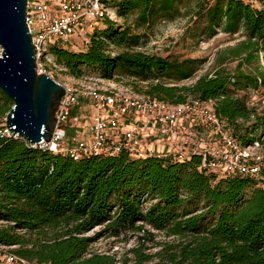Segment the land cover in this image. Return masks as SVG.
I'll list each match as a JSON object with an SVG mask.
<instances>
[{
	"label": "trees",
	"instance_id": "obj_1",
	"mask_svg": "<svg viewBox=\"0 0 264 264\" xmlns=\"http://www.w3.org/2000/svg\"><path fill=\"white\" fill-rule=\"evenodd\" d=\"M101 1L115 16L136 11L145 25L158 16L171 17L185 0ZM187 1L194 2L198 37L212 38L218 30L245 37L224 50L227 56L211 75L189 85L178 82L193 76L198 59L137 51L141 35L114 27L106 16L84 48L51 46L49 53L74 77L84 76L83 67L104 79L118 71L145 82L136 93L168 104L212 99L214 111L243 146L259 142L264 107L260 111L246 93L264 88V73L242 66L264 54V9L254 7V0ZM110 46L119 51L112 54ZM227 59L240 62L231 71L221 66ZM11 106L0 91V129ZM201 158L198 151L182 160L173 153L132 157L121 151L73 160L0 136V244L37 264H115L109 255H88L90 244L98 237L129 234L140 243L152 240L155 231L180 241L152 255L136 248L137 264L153 256L159 257L157 264H264V180L207 172L200 168ZM97 226L94 236L85 235Z\"/></svg>",
	"mask_w": 264,
	"mask_h": 264
},
{
	"label": "built area",
	"instance_id": "obj_2",
	"mask_svg": "<svg viewBox=\"0 0 264 264\" xmlns=\"http://www.w3.org/2000/svg\"><path fill=\"white\" fill-rule=\"evenodd\" d=\"M105 16L116 17L114 9L101 0H26L25 21L38 72L52 57L51 46L84 48ZM61 84L64 93L55 109L49 141L30 144L6 128L5 121L0 136L21 138L31 147L73 160L121 151L132 157L173 153L182 160L198 151L202 170L264 180V150L260 148L264 134L259 142L243 146L214 111L212 99L168 104L98 76L84 75ZM159 144L163 147L156 148ZM11 249L0 244V264H33Z\"/></svg>",
	"mask_w": 264,
	"mask_h": 264
},
{
	"label": "rangeland",
	"instance_id": "obj_3",
	"mask_svg": "<svg viewBox=\"0 0 264 264\" xmlns=\"http://www.w3.org/2000/svg\"><path fill=\"white\" fill-rule=\"evenodd\" d=\"M254 7L264 9V1L254 0ZM194 2L185 0L178 5L176 11L171 17H155L147 24L141 25L137 12H131L124 17L116 16L114 27L128 28L132 33L141 35L140 44L135 48L147 54L157 55L170 59L195 58L200 62L196 67V71L189 79L178 82L179 85H189L202 75H211L219 66V60L227 56L224 50L237 45L245 37L242 32L234 35H228L222 31L217 32L212 38H200L195 30L198 23L194 17ZM195 35V36H193ZM112 54L119 51L118 48L110 46ZM1 52V49H0ZM50 58V57H49ZM41 72L48 74L60 83H69L75 78L70 75L61 65L57 64L52 56L49 60H45ZM240 59H227L221 66L227 70H234ZM242 69L255 71L259 69L264 73V54L260 53L258 59L249 65L243 64ZM86 76H99V72L92 68L83 67V73ZM114 83L120 87L127 88L134 92L138 89L142 90L145 82H134L132 79L114 72ZM170 83V82H169ZM246 93V91H245ZM142 94V93H139ZM247 99L261 111L264 107V88L254 94L250 90L246 93ZM261 150H264V140L260 144ZM100 230V226L88 231L86 236H94ZM154 232V237L149 240L147 237L138 242L135 235L115 237H98L89 246L88 255L92 253L109 255L115 264H137V256L134 250L137 248L144 255H152L164 249V245L177 243L180 239L177 236H168L163 232ZM158 256H153L148 262L142 264H157ZM31 263L37 264L35 261Z\"/></svg>",
	"mask_w": 264,
	"mask_h": 264
},
{
	"label": "water",
	"instance_id": "obj_4",
	"mask_svg": "<svg viewBox=\"0 0 264 264\" xmlns=\"http://www.w3.org/2000/svg\"><path fill=\"white\" fill-rule=\"evenodd\" d=\"M26 0H0V91L12 102L5 126L30 144L50 140L63 85L38 72Z\"/></svg>",
	"mask_w": 264,
	"mask_h": 264
},
{
	"label": "crops",
	"instance_id": "obj_5",
	"mask_svg": "<svg viewBox=\"0 0 264 264\" xmlns=\"http://www.w3.org/2000/svg\"><path fill=\"white\" fill-rule=\"evenodd\" d=\"M156 148H162L163 145L162 144H159V145H155Z\"/></svg>",
	"mask_w": 264,
	"mask_h": 264
}]
</instances>
